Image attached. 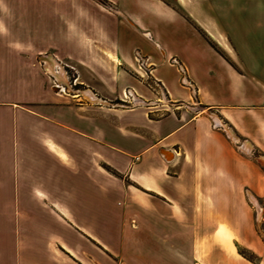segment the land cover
Here are the masks:
<instances>
[{
    "label": "crops",
    "instance_id": "obj_1",
    "mask_svg": "<svg viewBox=\"0 0 264 264\" xmlns=\"http://www.w3.org/2000/svg\"><path fill=\"white\" fill-rule=\"evenodd\" d=\"M226 1L0 0V264H264V0Z\"/></svg>",
    "mask_w": 264,
    "mask_h": 264
},
{
    "label": "rangeland",
    "instance_id": "obj_2",
    "mask_svg": "<svg viewBox=\"0 0 264 264\" xmlns=\"http://www.w3.org/2000/svg\"><path fill=\"white\" fill-rule=\"evenodd\" d=\"M205 1L209 2V3H212V4L214 3V5H215V9L214 10H215L217 15L227 16L229 14V8H227L228 7V1H226V0H205ZM250 20L254 21L252 18H249V22H250ZM238 22H241V20H239ZM242 25L243 24L238 25V28H240V27L243 28ZM221 26L226 29V27H228V24L227 23H221ZM229 42H230V45L232 47H235V45H233V41H231V40H226V43H227L228 46H229ZM49 59H51L54 62L52 64V68H51L52 70L50 72L61 83V89H63V92L73 94L75 92H79L80 91L81 93H83L84 96L82 95V97L84 99L85 98H90L91 100L95 101V97L91 94V91H90L89 88L83 87L82 85H79V84L75 83L74 75L77 74L79 72V70L82 72V70L79 67L72 66L73 68H71L70 66L66 65L65 63L56 60L51 54H46V56L44 58V61H45L44 62V67L47 70H48V65H49L48 64V60ZM82 74L84 75L85 73H82ZM145 79H146L147 83L151 84L150 79L148 77H146ZM58 85H59V83H58ZM58 89H60V88H58ZM155 90L158 92L157 93V94H159L158 96H160L162 98V95L160 93L161 91L159 89H157V88ZM162 100H163V98H162ZM112 103L120 104V103H123V102L113 101ZM130 104H132V102ZM254 156L256 158H260L261 157V155H259L257 153H254ZM247 200H248V202L250 204L251 211H252L253 216H254V221L256 222L258 228L260 229V237H261L262 233H264V231L262 230V226L264 225V218H263V212L264 211H263V209H261V208L264 207L263 206L264 199H260V200L257 199V205L255 203H252L250 201V199H248V196H247ZM247 254L250 255L248 252H247Z\"/></svg>",
    "mask_w": 264,
    "mask_h": 264
},
{
    "label": "trees",
    "instance_id": "obj_3",
    "mask_svg": "<svg viewBox=\"0 0 264 264\" xmlns=\"http://www.w3.org/2000/svg\"><path fill=\"white\" fill-rule=\"evenodd\" d=\"M210 44L212 45V47H214L216 50H218V48L216 47V45H215L214 43H212V42L210 41ZM243 255H244V256H247L248 258H251L250 255H247V254H245V253H243Z\"/></svg>",
    "mask_w": 264,
    "mask_h": 264
},
{
    "label": "water",
    "instance_id": "obj_4",
    "mask_svg": "<svg viewBox=\"0 0 264 264\" xmlns=\"http://www.w3.org/2000/svg\"><path fill=\"white\" fill-rule=\"evenodd\" d=\"M53 63H54V62H53L51 59L48 60V64H49V65H48V70H49V71L52 70L51 68H52V64H53Z\"/></svg>",
    "mask_w": 264,
    "mask_h": 264
},
{
    "label": "built area",
    "instance_id": "obj_5",
    "mask_svg": "<svg viewBox=\"0 0 264 264\" xmlns=\"http://www.w3.org/2000/svg\"><path fill=\"white\" fill-rule=\"evenodd\" d=\"M151 85H152V86H153V87L156 89V87L154 86V84H152V83H151ZM59 88H60V90H62V91H63V89H61V87H59Z\"/></svg>",
    "mask_w": 264,
    "mask_h": 264
},
{
    "label": "bare ground",
    "instance_id": "obj_6",
    "mask_svg": "<svg viewBox=\"0 0 264 264\" xmlns=\"http://www.w3.org/2000/svg\"><path fill=\"white\" fill-rule=\"evenodd\" d=\"M107 54V53H106ZM110 56V55H109ZM111 57V56H110ZM110 59V58H109ZM112 60V59H111Z\"/></svg>",
    "mask_w": 264,
    "mask_h": 264
}]
</instances>
